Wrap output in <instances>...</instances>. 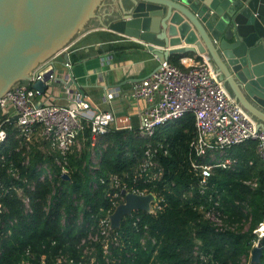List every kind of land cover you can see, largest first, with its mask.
I'll return each mask as SVG.
<instances>
[{
	"label": "trees",
	"instance_id": "obj_1",
	"mask_svg": "<svg viewBox=\"0 0 264 264\" xmlns=\"http://www.w3.org/2000/svg\"><path fill=\"white\" fill-rule=\"evenodd\" d=\"M179 57L170 56L168 62L182 68ZM17 135L16 130L8 129L0 153L6 161L0 167V204L7 210L0 224V264H21L27 258L26 249L31 252L32 264H40L42 254L46 255L45 264H51L59 251L80 260L84 247H80L81 240L91 228L96 232L98 221L114 209L112 197L118 190L112 188L110 176H116L121 187L125 181L129 190L135 184V189L162 199V210L156 215L139 210L122 219L115 231L120 235L119 244L111 247L115 264H241L243 256L248 259L256 237L253 230L264 220V162L256 141L247 140L227 149L224 155L234 161L232 167L213 169L209 188L200 194L188 163L189 143L195 137L191 114L159 126L150 137H141L135 130L110 129L97 140V146L105 147L95 171L84 165L89 156L86 140L82 151H74L68 158L70 180L57 174L52 183L38 181L36 165L50 161L51 156L45 155L38 144L26 151ZM148 147L160 170L152 182L137 174ZM26 157L29 162L21 166V172L29 184L23 192L30 196L31 210L24 214L21 199L9 189L13 181L6 169L10 163L20 165ZM252 181L255 187L247 183ZM213 202H218L225 222L236 225L234 230H215L204 219L200 206L207 208ZM136 216L140 218L133 226ZM14 218L16 222L8 226V220ZM8 228L10 234L5 236ZM260 245L263 251L259 264H264V237ZM94 247L99 256L100 244Z\"/></svg>",
	"mask_w": 264,
	"mask_h": 264
},
{
	"label": "built area",
	"instance_id": "obj_2",
	"mask_svg": "<svg viewBox=\"0 0 264 264\" xmlns=\"http://www.w3.org/2000/svg\"><path fill=\"white\" fill-rule=\"evenodd\" d=\"M74 43L75 41L55 56L67 51ZM179 63L182 68L172 65L167 59L151 75L132 84L129 90L130 97L144 100L146 106L135 116L123 115L120 118L111 111L99 109L80 91L70 106L43 101L42 96L56 80L57 72L49 61L38 65L29 73V83L43 81L48 86L44 94L30 86L16 84L0 97V153L8 139V129L16 130L18 132L16 137L20 139L26 151L30 152L31 147L38 144L37 147L45 155L51 156L50 161H42L36 165L40 171L38 181L52 183L57 174L61 179L63 174L69 175L68 158L74 151L81 152L86 140L89 142V156L84 165L95 171L105 147L97 146V140L110 129L135 130L141 137H150L159 126L177 121L186 114H192L195 137L189 143L188 163L192 175L197 179L200 194L209 188V178L213 169L232 167L234 161L224 155L231 146L254 140L257 143L259 158L264 162V130L258 128L247 112L228 95L213 71L209 59L203 55L186 54L180 55ZM64 66L70 68L71 65L65 62ZM47 74L48 79L44 80ZM119 94L118 89L106 91L104 100L109 103ZM86 129L88 136H85ZM145 152L146 158L140 167L142 170L137 174L147 182H152L158 178L160 170L155 165L150 147ZM5 162L4 155L0 154V167H4ZM28 162L29 157H26L20 165L10 163L6 169L13 181L9 189L14 190L21 199L24 214L31 210L30 196L23 192V187L29 184L21 172V166H26ZM135 180L136 178H133V181ZM109 181L112 188L118 190L112 197L115 201L113 208L124 202V196L121 195L123 189L140 196L149 193L146 190L135 189V184L131 186L133 189L129 190L125 181L121 187L116 176H110ZM247 183L251 187L256 186L255 181ZM95 187L96 185L92 183V188ZM154 196L155 200L149 204L146 214L156 215L162 210V199L155 194ZM113 210L107 211L98 221L96 232L91 228L87 237L81 240L80 247H84L80 260L76 261L59 251L51 260V264H115L111 247L119 244L120 235L110 228L109 216ZM200 210L204 219L215 230L235 229L236 225H228L225 222V216L218 209V202H213L207 208L201 205ZM6 214V208L0 204V224ZM139 218L135 217L132 221L133 226H137ZM15 222V218L8 220V226ZM253 232L256 237L252 242V248L260 245V240L264 237V220L258 223ZM9 234L10 228L6 230L5 236ZM151 241L155 243L154 239ZM140 242L144 245L145 240L142 238ZM95 244H100L99 256L95 254ZM25 255L27 258L21 264H32L29 249H26ZM45 256L41 255L40 264H45ZM241 264H252L250 253L248 259L242 257Z\"/></svg>",
	"mask_w": 264,
	"mask_h": 264
},
{
	"label": "water",
	"instance_id": "obj_3",
	"mask_svg": "<svg viewBox=\"0 0 264 264\" xmlns=\"http://www.w3.org/2000/svg\"><path fill=\"white\" fill-rule=\"evenodd\" d=\"M101 3L0 0V97L16 84L44 94L48 86L43 81L30 84L29 73L71 44L97 16ZM123 10L110 31L144 43L158 67L173 55L209 54L212 67L220 66L229 79L230 91L264 125V112L252 108L234 82L264 110V0H125ZM64 59L68 61L67 55ZM62 177L70 180L67 174ZM121 195L124 202L109 216L114 230L134 211L147 212L155 200L152 192L140 196L123 189ZM262 251L261 245L252 248V264L260 263Z\"/></svg>",
	"mask_w": 264,
	"mask_h": 264
},
{
	"label": "crops",
	"instance_id": "obj_4",
	"mask_svg": "<svg viewBox=\"0 0 264 264\" xmlns=\"http://www.w3.org/2000/svg\"><path fill=\"white\" fill-rule=\"evenodd\" d=\"M124 1L102 0L96 10L97 16L92 19L93 24L90 23V27L74 39V45L67 51L49 61L57 72V78L42 96L43 101L70 106L80 91L99 109L111 111L117 118L123 115L135 116L146 106L144 100L132 99L129 90L132 84L151 75L159 62L144 43L108 29L110 24L125 13L124 10L122 12ZM65 55L68 61L64 59ZM192 55L198 56L197 53ZM203 56L211 60L209 54ZM65 62L70 63V68L64 66ZM212 68L228 95L264 129L260 117L252 114L230 91V81L220 66L213 63ZM234 82L238 92L250 102L251 107L264 112L255 107L239 83ZM113 89H118L120 94L107 103L104 100L105 92Z\"/></svg>",
	"mask_w": 264,
	"mask_h": 264
},
{
	"label": "rangeland",
	"instance_id": "obj_5",
	"mask_svg": "<svg viewBox=\"0 0 264 264\" xmlns=\"http://www.w3.org/2000/svg\"><path fill=\"white\" fill-rule=\"evenodd\" d=\"M90 23H92L93 24V22H92V20H90L87 24H86V26H85V28H84V30H82V31H85L86 29H88L90 26ZM37 98H39V97H37Z\"/></svg>",
	"mask_w": 264,
	"mask_h": 264
},
{
	"label": "bare ground",
	"instance_id": "obj_6",
	"mask_svg": "<svg viewBox=\"0 0 264 264\" xmlns=\"http://www.w3.org/2000/svg\"><path fill=\"white\" fill-rule=\"evenodd\" d=\"M192 115V114H191Z\"/></svg>",
	"mask_w": 264,
	"mask_h": 264
}]
</instances>
